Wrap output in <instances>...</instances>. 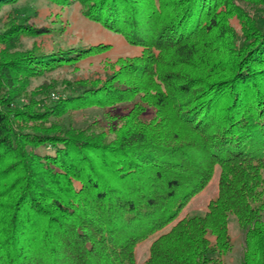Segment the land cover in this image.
I'll list each match as a JSON object with an SVG mask.
<instances>
[{"label": "trees", "instance_id": "1", "mask_svg": "<svg viewBox=\"0 0 264 264\" xmlns=\"http://www.w3.org/2000/svg\"><path fill=\"white\" fill-rule=\"evenodd\" d=\"M76 1L142 51L48 102L44 84L28 91L33 77L111 46L16 50L50 30L6 16L0 264H137V246L159 232L143 264H227L231 215L245 232L241 264H264V0ZM126 103L107 124L70 123ZM216 170L203 216L177 219Z\"/></svg>", "mask_w": 264, "mask_h": 264}, {"label": "rangeland", "instance_id": "2", "mask_svg": "<svg viewBox=\"0 0 264 264\" xmlns=\"http://www.w3.org/2000/svg\"><path fill=\"white\" fill-rule=\"evenodd\" d=\"M240 4L245 5L241 1ZM82 11L81 4L76 0L63 5L53 3L50 0H16L0 4V30L9 14L21 20L27 19L24 22L35 27L46 26L50 30L42 37L23 36L18 41L16 50L30 49L34 44L42 45L46 51L89 47L97 43L111 46V49L102 55L90 57L71 66H57L47 70L44 74L33 77L28 86V91L37 89L44 84L47 89L46 98L48 102L58 97L76 93L77 89L71 82L77 78L103 75L106 61L113 63L119 57L137 56L142 51L140 45L130 43L124 34L107 29L102 23L88 18ZM19 99L24 101L25 97L22 96ZM129 107H131L130 103L120 104L115 108L116 110L88 107L76 111L70 123L74 127H83L99 119L100 122L104 121L107 124V112L114 114L115 112H124ZM63 120L68 122L66 116L63 117ZM218 173L219 170H216L208 186L192 197L177 219L196 214L203 216L207 209V203L217 194ZM168 229L166 228L163 232ZM229 230L232 238V249L226 255L225 262L227 264H241L245 250V232L238 226L234 215L229 217ZM161 233H157L137 246L135 263L143 264L149 255L151 242Z\"/></svg>", "mask_w": 264, "mask_h": 264}]
</instances>
